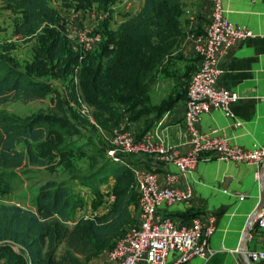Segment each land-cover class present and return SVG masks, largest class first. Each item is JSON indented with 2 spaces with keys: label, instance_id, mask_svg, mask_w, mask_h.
Wrapping results in <instances>:
<instances>
[{
  "label": "trees",
  "instance_id": "trees-1",
  "mask_svg": "<svg viewBox=\"0 0 264 264\" xmlns=\"http://www.w3.org/2000/svg\"><path fill=\"white\" fill-rule=\"evenodd\" d=\"M0 1L4 9L20 15L14 25L15 34L34 39L37 44L35 56L23 67L10 54L0 53V103L44 99L53 90L54 78L71 77L72 82L76 78L73 99H77L78 90L93 110L97 124L93 127L111 135L112 128L125 117L129 121L159 117L187 98L195 70L189 74L183 93L176 90L158 104L151 98L159 74L174 75L170 66L179 57L173 54L185 36L182 0H144L141 9L116 29L110 27L109 19L118 0H60L63 7L75 11L109 12L99 30L102 43L90 53L75 49L67 39L64 17L53 0ZM56 111L60 114L37 113L21 118L0 110L2 178L18 179L16 169L27 163L47 166V155L59 157L58 163L67 159L64 167L71 171L74 164L70 160L76 151L87 153L83 147L74 148L75 139H70L83 136L73 111L61 103ZM64 137L68 141L57 145ZM21 144L25 150L19 147ZM40 147L48 148L45 155ZM95 154L90 156L97 165L95 170L87 175L72 172L71 176L86 185L95 180L105 183L109 176L113 177L114 200L108 210L75 219L73 212L82 203L73 197L67 179L46 180L38 190L34 208L0 203L1 264H90L137 221L130 210L139 196L132 169L109 157H102L99 163L100 150ZM97 195L100 199L93 201L94 209L102 203L100 190Z\"/></svg>",
  "mask_w": 264,
  "mask_h": 264
},
{
  "label": "crops",
  "instance_id": "crops-1",
  "mask_svg": "<svg viewBox=\"0 0 264 264\" xmlns=\"http://www.w3.org/2000/svg\"><path fill=\"white\" fill-rule=\"evenodd\" d=\"M143 4L144 0L141 7ZM182 6L185 36L173 54L179 59L170 66L173 76L159 74L151 92L154 104L160 103L171 93H176V90L183 93L188 85L189 74L200 64L194 36L205 33L210 22L212 3L210 0H182ZM223 8L231 21L246 25L255 33V37L242 41L220 60L223 72L219 76L217 86L231 89L240 95L232 104V110L242 121V125L234 127L232 118L226 116L222 110L215 109L202 116L199 127L204 131L219 128L231 143L244 148L251 147L254 143L264 145V1L223 0ZM59 10L66 23L64 27H73L77 32L78 23L85 22L87 25H95L99 32L102 21H95L88 12L75 11L62 5ZM185 105L186 99L182 98L159 117H142L129 121L128 126L135 133L149 134L154 138L159 136L167 143L187 150L190 147V135L184 125ZM121 109L123 110V107ZM120 124L121 122L112 129L116 131ZM98 130L106 135L101 128L98 127ZM139 155L133 156V162L127 159L120 163L130 166L131 169L147 167L153 170L164 186L168 185L167 174L179 175L177 167L162 162L156 155ZM114 181V178L109 181V189L106 188L109 191V202L113 196ZM173 186H190L193 197L187 202L160 207L158 218L171 216L180 224L187 222L191 217H200L204 227H207V217L214 216L216 219L209 244L218 252L208 261L193 258L181 264H263L251 261L248 256V252L262 247V231L255 225L248 233L246 231L264 191V163L257 167L248 163L221 160L213 154H208V157L198 162L192 173L184 177L180 175ZM101 209L100 205L85 217L101 215L105 212ZM130 210L137 219L138 211L134 204L130 206ZM222 247L224 250L220 251ZM178 257L177 251L171 252L165 264H178ZM90 264H111L107 251L92 258Z\"/></svg>",
  "mask_w": 264,
  "mask_h": 264
},
{
  "label": "built area",
  "instance_id": "built-area-1",
  "mask_svg": "<svg viewBox=\"0 0 264 264\" xmlns=\"http://www.w3.org/2000/svg\"><path fill=\"white\" fill-rule=\"evenodd\" d=\"M210 1L212 13L208 27L205 33L194 36L200 64L193 72L187 89L184 125L190 135L189 149L181 150L159 136L154 138L149 134L135 133L128 126L129 121L125 117L115 131L114 148L107 151L108 157L118 162H122L118 151L134 155H156L162 162L171 163L179 170V175L167 174L168 185L164 186L153 170L147 167L132 168L134 187L139 194L137 222L116 239L114 246L106 250L111 264H165L173 251L179 254L178 264L193 258L210 260L218 252L209 244V237L215 230L214 216L207 217V227H204L200 217H191L187 222L179 224L171 216L158 218V209L192 199L193 190L190 186H173V183L180 175L184 177L192 173L198 162L208 157V154L221 160L248 163L257 167L264 163L263 144L254 143L251 147L244 148L231 143L219 128L204 131L199 127L202 116L215 109L222 110L232 118L234 127L242 125V121L232 110V104L240 95L231 89L217 86L223 72L220 60L242 41L255 37L250 27L234 23L226 16L223 0ZM87 12L97 22L105 20L109 15L105 9ZM74 36L79 41V49L84 53L97 50L103 40L101 33L93 34L90 27L78 33L75 31ZM73 47L78 49L75 45ZM262 99L264 100V95ZM113 200L114 196L110 202ZM253 225L262 231L263 243L260 249L248 252V256L251 261L264 264V195ZM223 250L222 247L220 251Z\"/></svg>",
  "mask_w": 264,
  "mask_h": 264
},
{
  "label": "rangeland",
  "instance_id": "rangeland-1",
  "mask_svg": "<svg viewBox=\"0 0 264 264\" xmlns=\"http://www.w3.org/2000/svg\"><path fill=\"white\" fill-rule=\"evenodd\" d=\"M142 1L143 0H119L115 4L114 13L109 19L110 27L116 29L128 16L136 14L141 7ZM52 2L54 6L58 8L61 7L60 0H53ZM1 4L2 2L0 3V53L10 54L23 67L26 62H30L35 56V52L37 51L36 41L15 34L14 25L19 20L20 15L11 10H4ZM87 27H90L95 35L98 32L97 27L93 24L87 25L85 22H79V31H77V33L85 30ZM64 30L70 43L79 49V41L77 37L74 36L75 30L73 27L65 26ZM52 83L53 90L46 98L31 101L14 100L0 103V110L21 118H28L37 113L60 114L56 111V108L59 107V103L63 105L66 104L68 111H73V119L83 133V136H74L70 139H75L73 142L74 148L83 147L87 153L76 151L75 155L70 160V162L74 164V169L71 171L64 167L67 164V159L61 160L58 163L59 157L53 158L47 155L46 158L50 160L47 166L27 163L16 169L19 178L14 181L5 180V178H2L3 175H0V203L19 204L23 207L34 208L35 197L40 186L46 180L67 179L73 197L77 199L79 203H82V205L73 212V217L75 219L92 213L94 209L93 201L95 200L97 202L98 199H100L97 195V190H100L102 193V203L100 205L102 209L106 211L111 206L108 200L109 191L106 190V188L109 189L108 184L109 181H113V177L111 178V176H109L105 183H100L95 180L92 185H86L78 179L72 178L71 175L72 172H76L80 175H87L95 170L97 165H94L90 156L97 155L95 153L100 150L101 159L99 163H101L102 157H108L107 151L114 148L113 139L115 131L113 130L111 135H105L93 127L96 124L93 110L84 102L78 90L76 93L77 99H73V97H75V93H73V84L77 83L76 78L74 82L71 81V77L66 79L54 78ZM68 139L69 138L64 137L57 145L68 141ZM19 147L25 150L24 145L21 144ZM46 149L48 148H39L41 153H43L42 155H45L44 152ZM117 153L122 161H127V159L131 160V162L134 161V154L119 151ZM141 155L142 154L139 156ZM6 169L11 170L10 168ZM1 170L2 169H0V171ZM134 205L138 211L139 196L137 203H134ZM136 222L129 225V227L136 224ZM14 249L20 251L18 246H14Z\"/></svg>",
  "mask_w": 264,
  "mask_h": 264
},
{
  "label": "water",
  "instance_id": "water-1",
  "mask_svg": "<svg viewBox=\"0 0 264 264\" xmlns=\"http://www.w3.org/2000/svg\"><path fill=\"white\" fill-rule=\"evenodd\" d=\"M263 195H264V191H263V194H262L261 201H260V203H259V205H258V207H257V209H256V211H255V213H254V215H253V217H252V219H251V222H250V224H249V228H248L247 231H246L247 233H248V231L250 230V228H251V226H252V224H253L254 218H255L256 214L258 213V211H259V209H260V207H261V205H262V203H263Z\"/></svg>",
  "mask_w": 264,
  "mask_h": 264
}]
</instances>
